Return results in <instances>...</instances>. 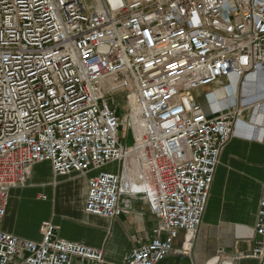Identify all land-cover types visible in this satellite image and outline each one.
<instances>
[{
	"label": "built area",
	"instance_id": "2783aa9c",
	"mask_svg": "<svg viewBox=\"0 0 264 264\" xmlns=\"http://www.w3.org/2000/svg\"><path fill=\"white\" fill-rule=\"evenodd\" d=\"M261 74L264 0H0V221L11 191L48 162L55 177H88L89 215L113 220L125 213L123 196L145 197L159 226L124 264H159L181 233L189 255ZM232 77L237 91L221 107L202 103ZM124 103L138 112L131 147ZM57 230L42 223L40 242L0 231V264L104 262L102 249ZM255 232L262 241L243 257L264 264V197Z\"/></svg>",
	"mask_w": 264,
	"mask_h": 264
},
{
	"label": "crops",
	"instance_id": "0c3cea01",
	"mask_svg": "<svg viewBox=\"0 0 264 264\" xmlns=\"http://www.w3.org/2000/svg\"><path fill=\"white\" fill-rule=\"evenodd\" d=\"M263 80L264 74L259 75L258 93L251 90L253 85L248 89L249 101L262 95ZM215 94L222 100L233 90L218 89ZM254 109L243 112L236 135L222 153L191 253H182L185 235L181 233L174 251L159 264H259L257 259L243 257L262 241L255 224L264 197V105ZM109 167L117 170L115 164L105 169ZM87 180V176L78 175L55 177L48 162L36 165L26 187L11 191L0 231L40 242V227L49 221L58 228L60 238L102 249V264H124L133 248L152 239L159 221L142 195L123 196L120 205L125 213L116 219L87 214ZM72 264L99 263L75 258Z\"/></svg>",
	"mask_w": 264,
	"mask_h": 264
},
{
	"label": "bare ground",
	"instance_id": "6f19581e",
	"mask_svg": "<svg viewBox=\"0 0 264 264\" xmlns=\"http://www.w3.org/2000/svg\"><path fill=\"white\" fill-rule=\"evenodd\" d=\"M248 80H255L256 79V75H250L247 77ZM231 81H235L233 83V85L231 86V90H233V94L235 93V90L237 91V83H238V79L235 78V77H232ZM218 90V89H217ZM216 90V91H217ZM216 91H214L213 93L211 92L209 94L208 97L206 98H201V101L203 104L205 105H209V104H213V106H216V107H221L223 105V101L225 99H228V97L222 99V100H218L217 97H216ZM263 92V86L261 87V91L260 93L262 95H260L259 97H256L253 99V101H249L248 98H245L244 102L247 103V104H253L254 103V106L255 109L256 108H262V106L264 105V94L262 93ZM263 98V99H261ZM252 99V98H251ZM250 99V100H251ZM126 110L130 113V116L132 118V121L135 123V134H136V138H139V135H140V127H138V112H137V109H135L133 106H131L130 104L126 106ZM131 147V146H129ZM133 147V146H132ZM131 153L128 154L127 156V164L130 165V169H133V166L135 163H137V156L134 152V150H131L130 151Z\"/></svg>",
	"mask_w": 264,
	"mask_h": 264
},
{
	"label": "rangeland",
	"instance_id": "374dc122",
	"mask_svg": "<svg viewBox=\"0 0 264 264\" xmlns=\"http://www.w3.org/2000/svg\"><path fill=\"white\" fill-rule=\"evenodd\" d=\"M226 83L223 82L222 85H216L215 87H212L211 90H216L222 86H224ZM262 84H263V90H264V80L262 81ZM261 86V83H257L256 85L253 84V87L251 90H253V92L256 94L258 93V89L259 87ZM210 89H207L206 91L210 90ZM242 91L243 89L240 88L239 89V92H238V97L240 99L241 97V94H242ZM245 91V90H244ZM221 95V92H218L217 93V97L219 96L220 97ZM125 106V103L123 104V107L121 109H119L120 111V114H121V118H122V123H123V132H122V142L125 146H131L133 145L134 143V139H135V123L132 121V118L130 116L129 113H127L125 110H124V107ZM138 123V122H137ZM116 166V165H115ZM117 167V166H116ZM110 171L114 170V167H109L108 168ZM107 169V170H108Z\"/></svg>",
	"mask_w": 264,
	"mask_h": 264
}]
</instances>
